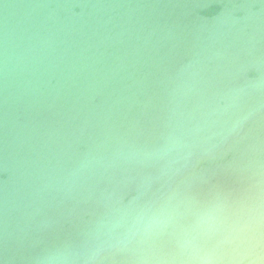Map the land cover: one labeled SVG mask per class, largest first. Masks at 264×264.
I'll list each match as a JSON object with an SVG mask.
<instances>
[{
  "label": "water",
  "instance_id": "95a60500",
  "mask_svg": "<svg viewBox=\"0 0 264 264\" xmlns=\"http://www.w3.org/2000/svg\"><path fill=\"white\" fill-rule=\"evenodd\" d=\"M258 183L264 0H0V264H169Z\"/></svg>",
  "mask_w": 264,
  "mask_h": 264
},
{
  "label": "clouds",
  "instance_id": "9594fccd",
  "mask_svg": "<svg viewBox=\"0 0 264 264\" xmlns=\"http://www.w3.org/2000/svg\"><path fill=\"white\" fill-rule=\"evenodd\" d=\"M174 209L141 210L132 235H152L173 221ZM219 234L220 239L207 246L204 241ZM252 255L254 264L264 262V184L258 183L242 201L230 204L216 197L198 209L194 223L180 231L175 254L169 264H237L240 254Z\"/></svg>",
  "mask_w": 264,
  "mask_h": 264
}]
</instances>
